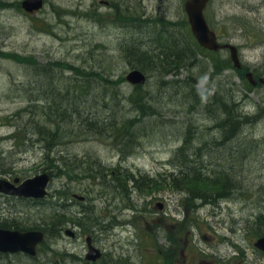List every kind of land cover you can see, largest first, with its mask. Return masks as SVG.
I'll list each match as a JSON object with an SVG mask.
<instances>
[{"label": "rangeland", "instance_id": "374dc122", "mask_svg": "<svg viewBox=\"0 0 264 264\" xmlns=\"http://www.w3.org/2000/svg\"><path fill=\"white\" fill-rule=\"evenodd\" d=\"M0 1H7L5 9L1 10L0 5V51L14 53L11 56L0 55V173L14 168L17 170L15 176L28 177L39 174L44 167L50 166L53 170L52 162L45 160V152L40 145L30 143L22 146L25 135L21 129L26 127L29 131L33 127L36 132V128L43 125L54 131L61 116L47 115L46 109L31 107L30 104H36L38 100L41 107L50 108L56 105L52 100L46 103L45 97L52 99L66 94L77 105L82 96L89 95L93 103L97 104L94 109L99 112L85 108L90 107L92 102L87 99L81 101L86 111L92 110L86 113L94 115L84 116L82 122L95 120V117L106 119L111 117L108 113L111 108L101 102V90L92 91L94 88L90 86V90L80 94V98L78 94H73L79 87L86 89L87 83L97 87L106 79L109 81L106 85L112 87L106 99L110 101L107 98L110 94H115L114 99H119L118 103L114 101L109 105H114L112 111L115 115L112 117L115 116L118 121L130 120L135 117L137 110L123 99L129 97L128 93L134 86L127 82L122 84L121 80L128 74L131 64L123 60L120 50H133L140 46L150 56L157 52L160 37L162 43L172 36L186 42L179 28L171 25L172 17H183L184 0H143L144 9L139 6L127 7L122 0H115L117 10L123 11L124 8L129 13V25L119 27L112 23L96 22L98 13L90 7L93 0H46L47 8L33 17L19 11L16 2L21 0ZM208 13L219 35L240 48L242 63L254 72L256 69L264 70V37H261L264 32V0H212ZM238 22L249 23L248 28L241 30ZM184 26L186 23L182 21L180 27ZM153 48L154 51H151ZM209 57L211 62L199 58L200 62L194 63L197 66L187 63L188 70L179 73L178 77L163 79L156 71H149L151 76L140 91V100L145 101L143 105L151 115L142 121L144 132L135 136L130 146L124 148L128 143L121 144L118 140L110 145L91 136H71L67 131L61 133L55 143L50 158L54 159L57 169L54 170L56 174L49 191L53 197L59 196V189L64 187L68 189L67 200H73L75 194L85 196L90 200L89 203L95 200L97 215L101 213L103 222L108 221L104 230L97 232L95 242L109 254L107 260L111 264L119 258L130 264H186L187 257L182 255V250L191 258L204 250L209 264H264V257L253 250L254 230L250 222L264 213V87L253 92L243 90L241 77L233 68L222 72L221 67L227 64L229 57L226 52ZM213 58L220 67L219 72H215L212 67ZM136 60L141 58L137 57ZM105 61L110 63L103 71L104 77L96 78L101 71L93 69ZM42 66L50 67L43 69ZM151 66L150 63L145 67L148 70ZM92 71L94 73L88 75ZM189 77L201 80L198 90L208 94L218 91L226 97L222 96L223 101L220 102V98V103L216 101L210 105L204 102L202 106L193 103L183 107L186 104L180 83L174 89L168 86V80ZM124 92L127 94L123 97ZM230 102L233 105H229ZM225 104L235 115L258 118L256 123L240 127L233 134L236 138L228 141L221 139L217 129H208L214 121L225 118L213 107ZM60 108L65 112L68 110L64 115L66 120L73 115L76 118L79 109H72L70 113L68 108ZM24 109H28V112L31 110L33 114L24 112ZM20 111H23L22 116L13 120ZM29 119L33 122L29 123ZM65 128L72 129V125L62 122L59 130ZM74 131L76 133L75 128ZM11 134L16 135L14 143L5 140ZM189 135L193 149L196 147L199 152L204 153L200 147L209 145L211 141L226 148V169L234 178L232 182L239 184L236 189L239 191L232 190L229 200L205 203L204 207L194 209L193 202L186 201L191 193L185 190L160 186L159 189L141 193L124 186V194L121 189L103 185L104 181L109 182V175L103 182H89L78 169L84 166L94 168V164L100 161L106 167L120 166L121 172L125 170L149 176L162 173L166 176L176 167V163L172 167L171 157ZM218 140L224 141V145H219ZM80 159L88 162L80 163ZM249 200H259L262 204L257 208ZM157 203L164 204L163 210L157 207ZM4 205H7L6 202L0 200V218ZM187 206L185 214L183 211ZM42 208L30 211L19 205L15 209L20 213L10 212L8 220L13 218L16 222L29 220L33 224L44 223L47 219L42 216ZM133 208L142 209L135 219L138 227L133 222V214L137 213ZM102 224L100 221L99 226ZM69 226L74 227L73 224ZM141 230H146L145 234L150 239L142 237ZM191 231H196L197 237L204 236L207 239L198 246L188 247L186 242L192 236ZM62 234L51 237L49 245L32 262L22 256H13L10 257L11 263H3L0 259V264H55L52 260L68 258V255H58L57 251L77 254L73 262L66 261L64 264H82L85 256L84 237L72 241L65 232Z\"/></svg>", "mask_w": 264, "mask_h": 264}, {"label": "trees", "instance_id": "16d2710c", "mask_svg": "<svg viewBox=\"0 0 264 264\" xmlns=\"http://www.w3.org/2000/svg\"><path fill=\"white\" fill-rule=\"evenodd\" d=\"M162 40L163 39L160 37L159 43H158L159 48L157 49V52L153 55L149 56L148 53H145L146 51L142 50L140 46H137V47H134L133 50L122 51L123 58L125 60L129 61V63L133 67L139 68V69L143 70L144 72H147V68L145 66L151 63L153 65V69L158 70L159 72H162L161 74H165V75L175 71L176 69H180L181 67H185V65L187 66V60L190 59L192 56V49L188 48V46L191 45L190 43H188V40L185 38L186 42H183L182 40L178 41L173 36L171 39H167L163 43H162ZM100 47L103 48V46H100ZM151 51H154V48ZM200 52H201V50L197 46V52L194 51L195 58H196V56L199 55ZM8 56H11V55H8ZM137 57L141 58V60H136ZM100 66H101V68H100L101 73H103V71H105L106 67L102 68V66H103L102 64ZM186 69L188 70V68H186ZM81 71L86 73L85 70H81ZM93 73L94 72L88 73V75H92ZM101 73H98L96 75V78L101 76ZM257 75H260V73H258ZM189 79H190V77L187 78L186 85L180 87L184 102L186 104L185 106H187L190 102H192L193 99H195V98L198 99V97H200L197 93H195L193 91L195 85L193 83H191V85L188 84ZM84 88L85 87L77 88V90H75V92L73 94H78V96L80 98V94H82L86 91H89V88H87V87H86V89H84ZM101 88H100L101 91L96 90V91H100L102 94L101 98L103 101H101V102H105L106 103L105 105L109 108H111L109 106L110 103H112L114 101L118 103L119 99H114L115 94H110L111 98L107 97L110 99V101H108L105 97V96H107L110 88H112L110 86V84L104 85ZM174 89H176V88L174 87ZM67 91L73 92L71 90H67ZM64 93H66V92H64ZM67 96H66V94H62L61 96L58 95L57 98H52V99L45 97L46 103H47V100H49V101L52 100V102H54V104L56 105V106L50 107L51 109L46 108L43 105L44 107H42V108L43 109L45 108L47 111V112L45 111V113L47 115L50 113V114H55V115L61 116L59 118V120L57 121L58 122L57 128H55L54 131H50L45 126L40 125L39 127L36 128V132H35V131H28L26 129V127H24L23 132H25V141H23L22 145L26 146L30 143L37 142L41 146H43V148L45 149V152H46V157H48L50 152H53L55 143L57 142V140H59L60 134L66 130L69 133L72 132V129H70V128H68V129L65 128L62 131H60L59 126L62 125V122L63 123L65 122L66 124L70 125L73 121H75L77 116H79L78 121H75V125L72 126L74 128L76 125H78V123L84 117V115L85 116L86 115L94 116L93 114L86 113L87 111H92V110H88V109H94L97 106V104H94L93 101L89 98V95L82 96L78 102L79 104H77V105L75 103H73L69 99V97H67ZM171 97H174V95H172ZM224 97H226V96L224 95ZM220 98L222 99L220 102H222L223 101L222 94L218 93L213 98V102L217 101L218 103H220L219 102ZM85 99L92 102V105L90 107L85 106V108H88L87 111H86V109H84L83 104L82 105L80 104L81 101H84ZM104 99H106V100H104ZM204 99H205V97H204ZM209 101H210V99H209ZM98 102H100V101H98ZM142 102H144V101H142ZM231 104L232 103L230 102L229 105H231ZM229 105L225 104L224 108L222 105L218 106L219 109H221L220 113L224 114L225 118L219 122H216V127L221 131V133H223L224 137H227L228 140H230V139L233 140L236 138L233 136V134H236V132L240 129V127H242L244 125L254 124V123H256V120L258 118H256V117L250 118L248 116L243 117V116H240L238 114L235 115V112H233V110H231V108H229ZM60 107L68 108L70 113H71L70 110L77 109L79 107V109H77L76 118H73L74 117V115H73L72 117H70L69 119L66 120L64 115L68 110L65 112ZM36 108H38V104H36ZM80 108L82 110H80ZM94 110L98 111L97 109H94ZM24 112H27L28 114H29V112L32 113V111L28 112V109H25ZM32 122L33 121L31 119H29V123H32ZM135 126H136L135 124H128L127 126H122V125L116 124L115 120L104 122V124H101L100 126H99V124L94 123L93 121L92 122L88 121V123L82 127L81 131L82 130L85 132H90V131L93 132L94 131V133L99 134L101 136H104L105 132H107V130H110L113 134L112 135L113 138L119 136L122 133L127 134L129 137H131V136L135 137L136 135H139L140 132L143 131V130H140L139 128H137L138 130L134 131ZM181 155L183 158L186 157L184 149L181 152ZM98 165H100V164H98ZM118 170L119 169H115L114 171L117 172ZM114 171H111L109 174L112 176V181L114 182V184H113L114 188L119 187V188H122V190H123L124 186L122 184V181H124V184L128 185V186H129V184H132V189H135V190H137V189L143 190L146 188L152 189L153 187H156V188L158 187V183L155 181L148 180V182H146L144 179H141V180L136 179L135 176H133L132 174H130L128 172L124 173V177H119V176H115L116 173ZM85 175H92V174H91V172H88ZM211 175L213 177L215 176L214 173H212ZM102 177L104 178V175H102ZM176 179H178V181H174ZM171 184L173 186H175L176 189H185L194 195H198L199 192L204 191L206 189H207L208 193H213L215 191L221 190V184L220 183L216 182V180L212 179L207 174H204L201 172L190 173V172H184L183 171V172H181V175H179V177H177V178L173 177ZM223 190H224L223 193H225L226 191H228V188H226V189L224 188ZM230 190H231V188H229V192H230ZM51 205L53 207V209H51V208L49 209V212H52L51 216H48L49 217L48 221H46L44 224H27V223L22 222V221L16 222L13 219L12 220L6 219V220H0V227H4V228L13 227V228L19 229V230L42 229L48 233L50 238L51 237L53 238V237L62 235V231L64 229V226L68 222H72V223L76 224L84 232H90L93 227L95 228L96 226H99V224H100L101 218L97 215L95 208L91 207L92 205L83 206L82 210H81L82 212H80V215L68 213V211L65 210L66 203L60 202V200L52 201ZM256 224L258 226V233H259V231L264 230V213L256 221ZM57 264H60V263L58 262Z\"/></svg>", "mask_w": 264, "mask_h": 264}, {"label": "water", "instance_id": "95a60500", "mask_svg": "<svg viewBox=\"0 0 264 264\" xmlns=\"http://www.w3.org/2000/svg\"><path fill=\"white\" fill-rule=\"evenodd\" d=\"M208 0H189L187 2V11L190 16L192 28L194 34L202 42L203 45L210 49H218L219 46L215 42V35L210 31L207 22L203 15L204 7ZM42 0H27L24 3V7L28 11H33L42 7ZM233 54V59L238 66L237 50L234 47H230ZM130 80L134 82H143L142 75L135 72L130 75ZM264 82V80H263ZM47 178L42 177L36 181L35 185L30 187L31 192H25L23 195L42 197L45 195L44 188L46 186ZM0 191L8 192L7 187L4 183L0 182ZM44 240V234L42 232H30L20 233L12 232L0 229V251L7 253L25 252L29 255L36 254L37 245ZM259 247L264 249V240H261L258 244ZM91 254L88 256L89 260L95 261L100 257V252L91 247Z\"/></svg>", "mask_w": 264, "mask_h": 264}, {"label": "flooded vegetation", "instance_id": "af4514ba", "mask_svg": "<svg viewBox=\"0 0 264 264\" xmlns=\"http://www.w3.org/2000/svg\"><path fill=\"white\" fill-rule=\"evenodd\" d=\"M128 2L131 6H138V4H139V0H128ZM101 3L108 6L109 9H111L113 6L112 2L110 0H102Z\"/></svg>", "mask_w": 264, "mask_h": 264}, {"label": "bare ground", "instance_id": "6f19581e", "mask_svg": "<svg viewBox=\"0 0 264 264\" xmlns=\"http://www.w3.org/2000/svg\"><path fill=\"white\" fill-rule=\"evenodd\" d=\"M5 9V8H4ZM7 9V8H6ZM11 9V8H10ZM118 9V8H117ZM8 10V9H7ZM14 10V9H13ZM117 11H119V10H117ZM138 12V11H137ZM140 13V12H139ZM6 14V13H5ZM5 16V15H4ZM145 19V18H144ZM96 20V22H101L99 19H95ZM132 22V21H131ZM121 28V27H120ZM130 31V30H129ZM140 67V66H139ZM63 75V74H62ZM54 79V78H53ZM128 85V84H127ZM123 87V86H122ZM124 89V88H123ZM122 89V90H123ZM257 121V120H256ZM261 121V120H260ZM253 123V122H252ZM260 123V122H259ZM15 214V213H14ZM12 218V217H11ZM15 218V217H14ZM13 219V218H12ZM52 228V227H51ZM94 228V227H93Z\"/></svg>", "mask_w": 264, "mask_h": 264}]
</instances>
